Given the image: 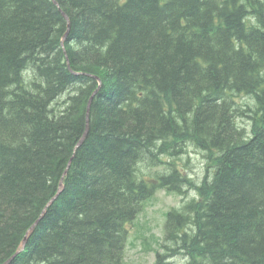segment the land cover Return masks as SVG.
Instances as JSON below:
<instances>
[{"label": "trees", "instance_id": "16d2710c", "mask_svg": "<svg viewBox=\"0 0 264 264\" xmlns=\"http://www.w3.org/2000/svg\"><path fill=\"white\" fill-rule=\"evenodd\" d=\"M55 1L0 0V264H122L144 202L191 188L153 264H264V0Z\"/></svg>", "mask_w": 264, "mask_h": 264}, {"label": "rangeland", "instance_id": "374dc122", "mask_svg": "<svg viewBox=\"0 0 264 264\" xmlns=\"http://www.w3.org/2000/svg\"><path fill=\"white\" fill-rule=\"evenodd\" d=\"M244 98V96H243ZM242 103L248 106H253L252 102L247 98L242 100ZM236 125L243 127L246 134L250 135L253 130L254 122L245 118L242 122L238 116L235 119ZM186 153L179 157L176 161V166L185 174L189 182L194 185H199L207 172L206 153L195 149L194 146L187 144L185 147ZM164 162H171L168 157L163 158ZM145 172L142 175L148 178L149 173L155 171H163L164 164L159 165L154 169H147L142 166ZM210 170V174L212 169ZM165 171V170H164ZM207 178V177H206ZM191 188V187H190ZM197 194L194 189H188V195L181 196L169 193L164 190H157L145 202L138 213L136 220L131 224L129 235L125 246L124 259L122 264H153L155 261V252L159 249V245L163 239L164 223L166 214L172 208H179L183 199L189 200ZM187 259L183 257H175L168 260L167 264H185Z\"/></svg>", "mask_w": 264, "mask_h": 264}, {"label": "bare ground", "instance_id": "6f19581e", "mask_svg": "<svg viewBox=\"0 0 264 264\" xmlns=\"http://www.w3.org/2000/svg\"><path fill=\"white\" fill-rule=\"evenodd\" d=\"M54 3L57 5V3H56V1L54 0ZM263 15H264V13H263ZM263 18H264V16H263ZM263 47H264V44H263ZM99 81V80H98ZM99 84H100V82H99ZM99 88H100V86H99ZM87 130V129H86ZM164 172V171H163ZM162 172V173H163ZM65 176V174H63V176H62V179H63V177ZM62 179H61V181H60V183H59V189H58V193H57V195L62 191V189H63V187H62ZM165 191V190H164ZM57 195L50 201V203L49 204H51L52 203V201L57 197ZM181 198H183L182 196H181ZM183 201V200H182ZM182 201H181V203H182ZM48 204V205H49ZM44 211H46V209L44 210ZM32 227H34V226H32ZM30 228V230L27 232V236L25 237V239H24V241H23V243H22V245H21V249H23L24 248V246H25V243H26V241H27V237L33 232V228ZM128 239V238H127ZM127 242V241H126ZM18 254V253H17ZM17 254H15L14 256H12V257H16V255ZM11 257V258H12ZM10 260V259H9ZM167 263H168V261H167Z\"/></svg>", "mask_w": 264, "mask_h": 264}, {"label": "water", "instance_id": "95a60500", "mask_svg": "<svg viewBox=\"0 0 264 264\" xmlns=\"http://www.w3.org/2000/svg\"><path fill=\"white\" fill-rule=\"evenodd\" d=\"M263 16H264V15H263ZM68 29H69V25H68ZM67 35H68V31L66 32V34H65V36H64V38H63V41L66 39V36H67ZM94 94H95V93H94ZM94 94H93V96H94ZM85 136H86V133L84 134V136L82 137V139L80 140V142H79L78 145H80V144L84 141ZM32 228H34V227H32ZM12 259H13V258H11L10 260L6 261L4 264H10V262H11Z\"/></svg>", "mask_w": 264, "mask_h": 264}]
</instances>
